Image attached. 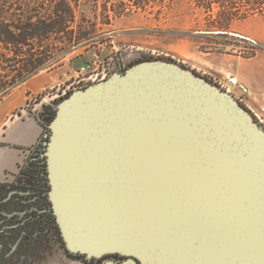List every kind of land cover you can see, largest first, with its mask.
<instances>
[{
  "label": "water",
  "instance_id": "1",
  "mask_svg": "<svg viewBox=\"0 0 264 264\" xmlns=\"http://www.w3.org/2000/svg\"><path fill=\"white\" fill-rule=\"evenodd\" d=\"M49 129V198L69 251L264 264V127L232 93L146 60L70 92Z\"/></svg>",
  "mask_w": 264,
  "mask_h": 264
},
{
  "label": "trees",
  "instance_id": "2",
  "mask_svg": "<svg viewBox=\"0 0 264 264\" xmlns=\"http://www.w3.org/2000/svg\"><path fill=\"white\" fill-rule=\"evenodd\" d=\"M78 1L0 0V100L40 71L60 65L74 46L89 39L91 31L87 30L85 16L81 14L79 17L74 5ZM88 1L99 6L100 0ZM147 1L104 0L103 18L106 23H111L112 19L132 12L133 6L146 9ZM159 1L172 3L175 0ZM193 1L206 13L208 25L204 31L211 33L224 34L236 21L254 16L264 17V0ZM146 60L152 58L140 59L136 63ZM165 60L176 63L173 59ZM58 101L44 105V109L37 115L44 126V133L16 177L17 180L25 179L29 183L36 181L41 187L40 195L43 199L49 198L50 190L45 156L49 140L47 134L50 133L49 125L55 118ZM8 183L0 182V194Z\"/></svg>",
  "mask_w": 264,
  "mask_h": 264
},
{
  "label": "rangeland",
  "instance_id": "3",
  "mask_svg": "<svg viewBox=\"0 0 264 264\" xmlns=\"http://www.w3.org/2000/svg\"><path fill=\"white\" fill-rule=\"evenodd\" d=\"M103 1L100 0L98 7L88 0L74 3L78 16L84 14L87 30L91 31L89 39L74 46L61 60L70 63L74 73L88 63L94 64L100 71L105 69L112 75L116 71L129 68L140 59H173L219 85L207 74L195 70L186 55L195 49L242 52L243 55H248L257 46L246 43L247 40L243 36H252L258 40V37L253 35L264 34L262 16L236 21L224 34L204 31L208 25L206 13L198 8L193 0H175L172 3L148 0L146 9L133 6L132 12L106 23L103 18ZM240 25L245 26L246 32L241 30ZM199 33L207 35H197ZM37 100H40L39 96ZM30 104V109L36 108L32 101ZM18 113L21 114V111ZM25 264L79 263L72 262L58 239L56 242H48L40 249L37 257Z\"/></svg>",
  "mask_w": 264,
  "mask_h": 264
},
{
  "label": "crops",
  "instance_id": "4",
  "mask_svg": "<svg viewBox=\"0 0 264 264\" xmlns=\"http://www.w3.org/2000/svg\"><path fill=\"white\" fill-rule=\"evenodd\" d=\"M240 27L246 32L244 25ZM253 36L259 40L253 55L195 49L186 55V59L195 70L222 82L223 88L237 99L243 97L241 103L251 114L256 119L258 116L264 120V34ZM246 43L250 44L248 41ZM70 68V63L62 62L54 68L42 70L0 100V182L15 180L32 148L44 133V126L37 116L44 109V103L36 102L34 112L26 108L27 104L33 102L46 87L62 86L72 79L75 73ZM230 76H236L246 84L249 92L242 95L237 87L230 85Z\"/></svg>",
  "mask_w": 264,
  "mask_h": 264
},
{
  "label": "flooded vegetation",
  "instance_id": "5",
  "mask_svg": "<svg viewBox=\"0 0 264 264\" xmlns=\"http://www.w3.org/2000/svg\"><path fill=\"white\" fill-rule=\"evenodd\" d=\"M40 188L36 181L29 183L25 179L15 178L1 192L0 264H25L32 261L39 255L42 247L58 239L66 255L74 263L105 264L109 261L122 263L129 259V256L120 253H107L101 257L88 258L84 254L69 251L50 198H41Z\"/></svg>",
  "mask_w": 264,
  "mask_h": 264
},
{
  "label": "built area",
  "instance_id": "6",
  "mask_svg": "<svg viewBox=\"0 0 264 264\" xmlns=\"http://www.w3.org/2000/svg\"><path fill=\"white\" fill-rule=\"evenodd\" d=\"M245 39L253 46L259 45L258 40L255 38L245 37ZM109 75L110 74L108 72H106L105 69L100 71V70H98V68H96L94 66V64L88 63L86 65L81 66L75 72V75L72 77V79L68 80V82H66L63 86L46 87L39 94L40 100H37V98H36L33 101V104L36 105V102L42 103V104L44 103V105L53 104L58 99L67 96L70 92L77 90V89H80V88H85L86 86H88L92 83H96V82L105 80L106 78L109 77ZM212 79L215 80V82H217L221 88H223L222 82L218 81L215 78H212ZM228 82L230 83V85L237 87L241 91L242 95H245L249 92V88L247 87V85L244 84L243 82H241L236 76L228 77ZM60 90H62V92ZM242 99H243V97L238 98V100L240 102L242 101ZM30 103H31V101L27 104L26 108L30 109L28 107L29 105H31ZM21 113H22V111H21ZM256 121L264 127V120L263 119H261L257 116Z\"/></svg>",
  "mask_w": 264,
  "mask_h": 264
}]
</instances>
